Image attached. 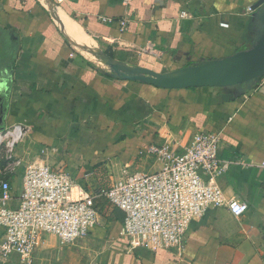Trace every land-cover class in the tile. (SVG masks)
<instances>
[{
    "label": "crops",
    "instance_id": "0c3cea01",
    "mask_svg": "<svg viewBox=\"0 0 264 264\" xmlns=\"http://www.w3.org/2000/svg\"><path fill=\"white\" fill-rule=\"evenodd\" d=\"M254 2L0 0V133L25 127L12 150L19 165L6 174L14 189L32 162L71 174L75 195L125 166L153 173L161 163L149 146L172 142L181 152L199 131L219 134L225 170L215 183L248 207L240 217L208 209L191 223L179 253L131 247L117 210L120 219L73 245L45 236L32 264H264V92L254 87L232 98L217 88L117 80L91 54L155 72L220 59L249 46ZM146 46L156 54L140 52ZM0 264L22 263L13 255Z\"/></svg>",
    "mask_w": 264,
    "mask_h": 264
},
{
    "label": "built area",
    "instance_id": "2783aa9c",
    "mask_svg": "<svg viewBox=\"0 0 264 264\" xmlns=\"http://www.w3.org/2000/svg\"><path fill=\"white\" fill-rule=\"evenodd\" d=\"M131 1L123 0L124 6ZM128 21L125 13L118 21L121 31ZM140 52L156 54L153 46ZM255 89L264 92V75ZM24 135L25 127L20 124L0 133V147L10 153L8 158L0 153L2 259L15 255L22 264H32L45 236H53L63 245L85 239L99 225L102 200L122 213L120 235L131 247L177 253L183 250L193 220L208 209L226 208L235 217L248 210L245 203L225 198L215 183L225 170L217 133L195 132L181 152L172 142L149 146L147 153L161 163L157 171L143 174L125 166L113 180L78 188L76 195L71 174L41 162L24 165L20 186L13 188L1 162L11 172L19 165L12 150Z\"/></svg>",
    "mask_w": 264,
    "mask_h": 264
},
{
    "label": "water",
    "instance_id": "95a60500",
    "mask_svg": "<svg viewBox=\"0 0 264 264\" xmlns=\"http://www.w3.org/2000/svg\"><path fill=\"white\" fill-rule=\"evenodd\" d=\"M249 9V46L220 59H202L174 71L155 72L122 64L98 50L91 54L117 80L141 82L164 90L217 88L238 98L253 90L264 75V0H255Z\"/></svg>",
    "mask_w": 264,
    "mask_h": 264
},
{
    "label": "rangeland",
    "instance_id": "374dc122",
    "mask_svg": "<svg viewBox=\"0 0 264 264\" xmlns=\"http://www.w3.org/2000/svg\"><path fill=\"white\" fill-rule=\"evenodd\" d=\"M0 153L1 155L6 156L7 158L8 156H10V153H7L4 146L0 147ZM5 169H6L4 171L5 174L11 173L10 169L8 168H5ZM99 214H100V220H99L100 227H106L107 224L110 225L109 222H115L118 219H120V214L118 213V211L114 207H112L110 204L105 202L104 200L99 202Z\"/></svg>",
    "mask_w": 264,
    "mask_h": 264
}]
</instances>
